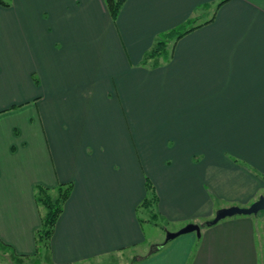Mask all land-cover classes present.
I'll list each match as a JSON object with an SVG mask.
<instances>
[{"label":"crops","instance_id":"obj_1","mask_svg":"<svg viewBox=\"0 0 264 264\" xmlns=\"http://www.w3.org/2000/svg\"><path fill=\"white\" fill-rule=\"evenodd\" d=\"M3 1L0 239L35 255L36 188L72 182L54 264L141 244L131 264H264V209L206 224L264 193V0H126L116 20L104 0ZM149 193L200 234L151 251Z\"/></svg>","mask_w":264,"mask_h":264},{"label":"trees","instance_id":"obj_2","mask_svg":"<svg viewBox=\"0 0 264 264\" xmlns=\"http://www.w3.org/2000/svg\"><path fill=\"white\" fill-rule=\"evenodd\" d=\"M104 1L107 5V8L112 18L116 20L126 0H104ZM223 1L224 0H221L220 3ZM0 2L4 4H8L7 2L3 0H0ZM187 30L189 29H182V27L174 28L170 30L169 32L165 33L164 36L171 37L173 39V38H176L182 35ZM157 43H160V41L158 40ZM166 44H167V41L164 42L163 48H159L158 45L156 44L148 52L147 57H152V56L155 57L161 54H165L167 52L165 48ZM72 185H73L72 182L60 183L56 187L55 193L53 192L54 196L52 195V192L49 191V188H45L43 186H38L36 188V198H37L38 203L42 206L43 211H42V216H41V226L36 231L37 252L32 257L28 258L32 262L31 264H41L39 263L40 260L37 257L41 253L43 247H46L45 249H48V252H49L48 259L51 258L50 241H51L52 233L54 230V226L56 224L58 217L60 216L63 210L65 200L68 198V196L71 193ZM147 189L150 190L149 184H147ZM154 198H155V194H154ZM147 200L148 198H145L143 203L146 204V202H148ZM0 247L9 249L11 251V254L15 256L16 253L11 248V246L3 242L1 239H0Z\"/></svg>","mask_w":264,"mask_h":264},{"label":"rangeland","instance_id":"obj_3","mask_svg":"<svg viewBox=\"0 0 264 264\" xmlns=\"http://www.w3.org/2000/svg\"><path fill=\"white\" fill-rule=\"evenodd\" d=\"M205 19V15L201 18ZM187 26V25H186ZM186 26L182 27V29H185ZM172 40L171 37L164 36V34L159 38L160 43H157L159 48L164 47V42L167 41V44L165 45L166 51H169L170 43L168 42ZM166 52V53H167ZM55 193V192H54ZM54 193L52 192V195L54 196ZM264 195V193L262 194ZM148 202L146 204L143 203V208L141 211L142 215L145 217L149 218L148 220H153L158 222V224H150V223H145L144 228L147 233V237H155V238H161L163 241L166 238L167 232L172 231L177 227L175 224H168L166 221L161 219L158 214L154 213L155 212V201H154V194H147ZM264 211V210H263ZM260 211V214H262ZM260 216V215H259ZM180 229V228H179ZM178 230V229H177ZM176 231V230H175ZM160 244L159 242H156L155 244H152V246H158ZM260 245V244H259ZM150 247V249L152 248ZM46 247H43L41 253L37 257L41 264H54L52 259H48L49 257V252L48 249H45ZM145 244H141L140 247L138 248H127L115 252H111L108 254H104L95 258H91L87 261L78 263V264H131L134 259L137 257L136 254L139 251L145 250ZM139 250V251H138ZM262 253V251H260ZM141 257L140 255L138 258ZM32 262L28 258H22L19 255L15 254L12 255L11 251L9 249H6L4 247H0V264H31ZM262 264V263H261Z\"/></svg>","mask_w":264,"mask_h":264},{"label":"water","instance_id":"obj_4","mask_svg":"<svg viewBox=\"0 0 264 264\" xmlns=\"http://www.w3.org/2000/svg\"><path fill=\"white\" fill-rule=\"evenodd\" d=\"M264 209V195L259 196L257 200H255L252 204L249 206H238V205H231L226 207H221L216 210L215 216L211 218L210 220L206 221L207 225H212L217 223L219 220L230 217L234 215H250V214H257L260 210ZM201 224L190 222L183 226L182 228L176 230V231H168L166 238L163 242L158 244V246H152V250L158 249L163 244L167 243L168 241L172 240L173 238L188 233L191 231H196L197 234H200Z\"/></svg>","mask_w":264,"mask_h":264}]
</instances>
